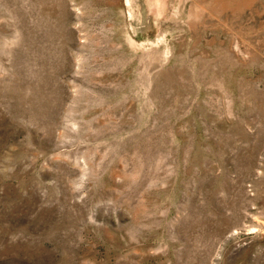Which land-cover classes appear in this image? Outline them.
Segmentation results:
<instances>
[{
    "label": "rangeland",
    "instance_id": "obj_1",
    "mask_svg": "<svg viewBox=\"0 0 264 264\" xmlns=\"http://www.w3.org/2000/svg\"><path fill=\"white\" fill-rule=\"evenodd\" d=\"M0 264H264V0H0Z\"/></svg>",
    "mask_w": 264,
    "mask_h": 264
}]
</instances>
